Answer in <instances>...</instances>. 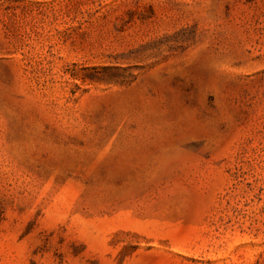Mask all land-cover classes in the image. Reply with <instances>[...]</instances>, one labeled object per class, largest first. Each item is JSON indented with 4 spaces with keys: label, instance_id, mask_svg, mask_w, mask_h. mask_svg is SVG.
<instances>
[{
    "label": "rangeland",
    "instance_id": "1",
    "mask_svg": "<svg viewBox=\"0 0 264 264\" xmlns=\"http://www.w3.org/2000/svg\"><path fill=\"white\" fill-rule=\"evenodd\" d=\"M0 264H264V0H0Z\"/></svg>",
    "mask_w": 264,
    "mask_h": 264
}]
</instances>
